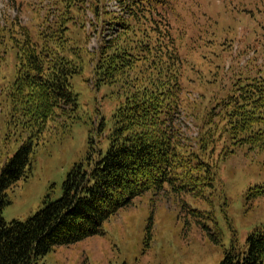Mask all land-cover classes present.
Here are the masks:
<instances>
[{
    "label": "trees",
    "instance_id": "1",
    "mask_svg": "<svg viewBox=\"0 0 264 264\" xmlns=\"http://www.w3.org/2000/svg\"><path fill=\"white\" fill-rule=\"evenodd\" d=\"M93 1L55 0L60 15L37 39L28 29H8L18 62L8 89L10 124L25 138L0 169V264H40L56 246L103 235L104 223L145 193L167 189L179 200H204L221 185L218 167L228 156L242 149L264 153L262 73L235 83L202 116L194 148L175 122L182 90L176 38L164 14L168 0H113L119 13L107 10L108 0ZM86 6L109 34L96 54L76 44ZM86 57L94 63L96 87L114 86L121 98L106 136L108 149L94 150L90 142L86 160L68 173L61 198L45 200L26 221L7 222V191L31 174L35 147L47 133L57 137L80 120L71 80L83 71ZM256 197H264V187L250 190L249 198ZM181 206L184 213L201 215L184 200ZM220 264H264V227L248 235L245 252L231 249Z\"/></svg>",
    "mask_w": 264,
    "mask_h": 264
},
{
    "label": "rangeland",
    "instance_id": "2",
    "mask_svg": "<svg viewBox=\"0 0 264 264\" xmlns=\"http://www.w3.org/2000/svg\"><path fill=\"white\" fill-rule=\"evenodd\" d=\"M54 3L0 0V169L25 138L10 124L8 89L18 62L8 29L13 27L15 33L28 29L37 39L39 31L60 15ZM106 4L107 10L119 13L115 1ZM86 7L74 32L76 44L96 54L109 34L94 9ZM164 14L179 57L182 109L175 122L184 141L197 148L194 138L202 116L238 81L244 84L247 78L264 75V0H168ZM93 65L86 57L83 71L71 80L80 120L57 137L53 131L47 133L35 147L31 174L7 191L5 221H26L44 207L45 200L61 198L68 173L86 160L90 142L94 150L108 149L106 136L121 98L114 86L96 87ZM218 169L221 185L206 199L179 200L167 189L145 193L106 221L103 235L56 246L40 264H220L231 249L245 252L248 235L264 227V197L249 198L251 189L264 187V153L238 150ZM183 200L201 215L184 213Z\"/></svg>",
    "mask_w": 264,
    "mask_h": 264
}]
</instances>
